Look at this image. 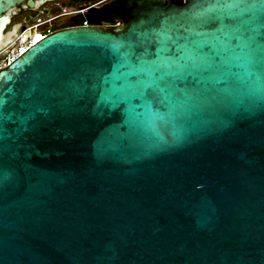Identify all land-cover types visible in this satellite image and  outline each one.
<instances>
[{
	"label": "water",
	"instance_id": "1",
	"mask_svg": "<svg viewBox=\"0 0 264 264\" xmlns=\"http://www.w3.org/2000/svg\"><path fill=\"white\" fill-rule=\"evenodd\" d=\"M0 69V264H264V0H122Z\"/></svg>",
	"mask_w": 264,
	"mask_h": 264
},
{
	"label": "flooded vegetation",
	"instance_id": "2",
	"mask_svg": "<svg viewBox=\"0 0 264 264\" xmlns=\"http://www.w3.org/2000/svg\"><path fill=\"white\" fill-rule=\"evenodd\" d=\"M122 0H0V60L14 45L33 34H48L78 27L83 16L105 6L117 7ZM121 22L118 17L115 24ZM89 24V23H88ZM104 26L105 25H91Z\"/></svg>",
	"mask_w": 264,
	"mask_h": 264
},
{
	"label": "built area",
	"instance_id": "3",
	"mask_svg": "<svg viewBox=\"0 0 264 264\" xmlns=\"http://www.w3.org/2000/svg\"><path fill=\"white\" fill-rule=\"evenodd\" d=\"M183 1V0H182ZM121 22H118L114 25L113 29L120 27ZM90 25L87 22L81 23L78 27H89ZM48 34H33L29 36L25 41L12 46L0 60V69L7 67L13 61H15L19 56H21L27 49L31 46L38 43L40 40L44 39ZM40 38V39H38Z\"/></svg>",
	"mask_w": 264,
	"mask_h": 264
},
{
	"label": "trees",
	"instance_id": "4",
	"mask_svg": "<svg viewBox=\"0 0 264 264\" xmlns=\"http://www.w3.org/2000/svg\"><path fill=\"white\" fill-rule=\"evenodd\" d=\"M118 17V9L117 7H102L99 9H94L91 12L85 14L83 16V20L87 21V23L91 25H105L108 28H114L115 18Z\"/></svg>",
	"mask_w": 264,
	"mask_h": 264
},
{
	"label": "bare ground",
	"instance_id": "5",
	"mask_svg": "<svg viewBox=\"0 0 264 264\" xmlns=\"http://www.w3.org/2000/svg\"><path fill=\"white\" fill-rule=\"evenodd\" d=\"M38 39H40V38H38ZM41 41V40H40Z\"/></svg>",
	"mask_w": 264,
	"mask_h": 264
}]
</instances>
